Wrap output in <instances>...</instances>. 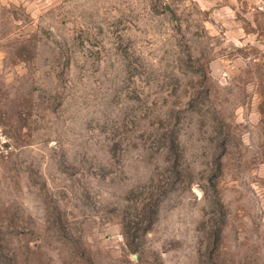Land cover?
Segmentation results:
<instances>
[{
  "label": "rangeland",
  "instance_id": "rangeland-1",
  "mask_svg": "<svg viewBox=\"0 0 264 264\" xmlns=\"http://www.w3.org/2000/svg\"><path fill=\"white\" fill-rule=\"evenodd\" d=\"M0 264H264V0H0Z\"/></svg>",
  "mask_w": 264,
  "mask_h": 264
},
{
  "label": "built area",
  "instance_id": "built-area-1",
  "mask_svg": "<svg viewBox=\"0 0 264 264\" xmlns=\"http://www.w3.org/2000/svg\"><path fill=\"white\" fill-rule=\"evenodd\" d=\"M16 150L13 136L0 124V156L7 157Z\"/></svg>",
  "mask_w": 264,
  "mask_h": 264
}]
</instances>
